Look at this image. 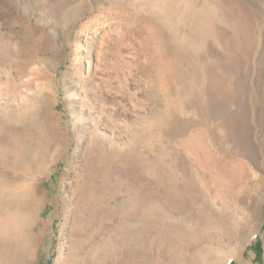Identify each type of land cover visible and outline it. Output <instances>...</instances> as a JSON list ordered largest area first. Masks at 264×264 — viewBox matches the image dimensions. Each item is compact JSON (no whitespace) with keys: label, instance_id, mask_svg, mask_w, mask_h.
Returning a JSON list of instances; mask_svg holds the SVG:
<instances>
[{"label":"rangeland","instance_id":"obj_1","mask_svg":"<svg viewBox=\"0 0 264 264\" xmlns=\"http://www.w3.org/2000/svg\"><path fill=\"white\" fill-rule=\"evenodd\" d=\"M0 264H264V0H0Z\"/></svg>","mask_w":264,"mask_h":264},{"label":"bare ground","instance_id":"obj_2","mask_svg":"<svg viewBox=\"0 0 264 264\" xmlns=\"http://www.w3.org/2000/svg\"><path fill=\"white\" fill-rule=\"evenodd\" d=\"M257 163V162H256Z\"/></svg>","mask_w":264,"mask_h":264}]
</instances>
